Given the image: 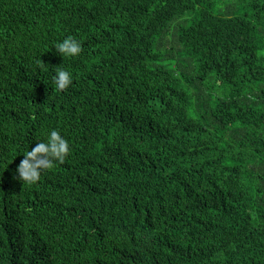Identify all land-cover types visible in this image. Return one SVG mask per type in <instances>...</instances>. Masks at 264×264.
Returning <instances> with one entry per match:
<instances>
[{"label":"trees","instance_id":"obj_1","mask_svg":"<svg viewBox=\"0 0 264 264\" xmlns=\"http://www.w3.org/2000/svg\"><path fill=\"white\" fill-rule=\"evenodd\" d=\"M0 264H264V0H0Z\"/></svg>","mask_w":264,"mask_h":264},{"label":"clouds","instance_id":"obj_2","mask_svg":"<svg viewBox=\"0 0 264 264\" xmlns=\"http://www.w3.org/2000/svg\"><path fill=\"white\" fill-rule=\"evenodd\" d=\"M62 58L77 57L82 51L80 42L68 36L55 45ZM54 83L58 90H66L73 84V74L65 68L57 67ZM68 141L59 131L52 130L46 140L36 143L35 147L27 151L16 169V178L26 183H35L41 172L55 167L56 162H63L69 154Z\"/></svg>","mask_w":264,"mask_h":264}]
</instances>
